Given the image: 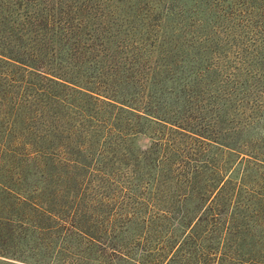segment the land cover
Listing matches in <instances>:
<instances>
[{"label": "rangeland", "instance_id": "obj_1", "mask_svg": "<svg viewBox=\"0 0 264 264\" xmlns=\"http://www.w3.org/2000/svg\"><path fill=\"white\" fill-rule=\"evenodd\" d=\"M59 1L74 20L72 33L58 38L55 45L61 49L56 54L67 57L69 47H88L69 71L75 70L86 88L98 89L93 95H114L135 105L134 112L142 116L157 111L224 141L246 144L239 156L200 145L202 165L207 166L201 175L221 167L232 171L227 191L236 198L227 200L221 211H237L232 225L244 229V243L239 249L232 237L228 253L233 256L237 250L246 260L251 250L257 251L256 261L264 264V163L243 153L248 148L263 153L264 160V0ZM85 98L72 94L66 100L73 106L51 108L60 117L62 132L44 144L48 154L30 161L29 169L69 177V182L61 179L60 188L101 193L109 208H120L125 204L122 192H136L142 180L148 181L143 175L150 157L155 159L148 165L151 174L158 165L165 171L178 168L162 145L174 138L164 128L169 123L117 113ZM174 143L189 153L184 137ZM19 148L36 156L33 146ZM188 170L184 166L179 173L185 176ZM184 192V184L158 191L155 203L173 209L165 221L156 219L157 239L180 233L177 219ZM262 209V214H253ZM223 218L212 238L218 239ZM165 223L169 226L163 227ZM187 260L193 256L185 254Z\"/></svg>", "mask_w": 264, "mask_h": 264}, {"label": "trees", "instance_id": "obj_2", "mask_svg": "<svg viewBox=\"0 0 264 264\" xmlns=\"http://www.w3.org/2000/svg\"><path fill=\"white\" fill-rule=\"evenodd\" d=\"M62 4L59 0H0V264H18L12 260L27 264H259L257 251L251 250L246 260L237 250L233 256L228 253L232 237L237 248L244 243V229L232 225L237 211H221L227 200L236 198L227 191L232 171L221 167L201 175L207 166L202 165L200 145L239 156L244 150L240 146L246 144L224 141L157 111L142 116L134 112L138 111L135 105L114 95H93H98V89L86 88V81L74 75L75 70L69 71L88 47H69L67 57L56 54L61 49L55 45L58 38L69 35L74 20ZM72 94L117 113L169 123L164 128L174 138L162 145L168 147L178 168L165 171L158 165L151 174L148 165L155 159L150 157L143 175L148 181L142 180L136 192L128 188L122 192L125 204L120 208H109L101 193L60 188L61 179L69 182V177L39 167L29 169L30 161L48 154L44 144L62 132L60 117L51 108L73 106L66 100ZM178 137L185 138L189 153L176 147ZM28 145L36 156L30 157ZM245 150L264 163L263 153ZM151 151L149 147L144 157ZM184 166L189 168L185 176L179 173ZM169 184L185 188L178 209L180 233L157 239L160 224L156 219L165 221L173 207L158 205L156 196ZM254 212L259 215L263 209ZM221 216L223 229L218 239L212 238ZM185 254L193 260L185 263Z\"/></svg>", "mask_w": 264, "mask_h": 264}]
</instances>
